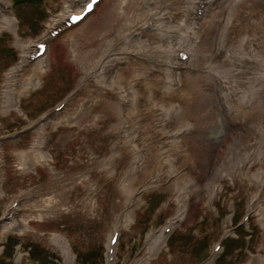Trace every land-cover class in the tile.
<instances>
[{"label":"rangeland","instance_id":"374dc122","mask_svg":"<svg viewBox=\"0 0 264 264\" xmlns=\"http://www.w3.org/2000/svg\"><path fill=\"white\" fill-rule=\"evenodd\" d=\"M80 1L48 0L54 12L48 21L47 30L62 18L67 4L73 2V7H76ZM150 1L104 0L81 26L61 33L59 39L51 44L47 68L39 73L38 88L23 95L18 108L9 113L2 110V92L7 74L21 62L23 54L19 41L24 39L33 45V42L41 41L48 32H42L38 38L21 39L17 34L18 24L16 32H13L7 30L0 21V37H7V46L16 50L19 62L7 71L0 70V239L5 243L10 236H15L20 238L23 245L39 244L55 258L58 257L60 264H65L63 251L53 242V238L60 235L68 239L72 248L81 251L80 253L104 247L107 264L110 235L116 228H120L116 264H142L144 261H149L150 264H193L195 256L202 250L196 251L201 245L199 238L204 236V232H208L205 244L209 245V257L214 258L215 263L223 254V248L220 251H215V248L225 237L234 234L232 219L240 213L239 205H243L241 223L248 228L259 226L260 241L258 240V245L257 242L254 243L257 245L256 249L248 258L243 255L235 260L237 256L233 254L222 264H264V191L256 202L254 211L248 216L249 202L257 193V188L251 190L250 178L261 165L253 164L255 166L245 174L240 170V173H233L231 177L222 180L221 189L213 201L208 200L206 191L214 171L226 162L224 159L228 156L226 153L229 147L241 138L251 140L255 135L254 124L264 118V105H261L264 92L258 94L259 98L249 117L245 119L239 112L233 121L222 107L214 78L205 71H187L182 89L162 95L161 100H180L186 110L184 115L187 116L188 111V116L196 122V127L192 133L184 136V146L170 147L166 146L167 141L155 140L146 147V169L143 173L134 175L129 183L131 192H139L141 201L133 208L132 220L128 221L129 197L122 188V181L132 166L135 153L132 147L123 143L125 135L122 131L116 129L125 122V115L117 108V94L99 86L88 72L82 70V62L77 58L76 50L82 54L94 53L97 49L98 54L92 59L97 61L109 51L106 43L101 40L113 39L116 30L126 22L137 20L139 24L128 29L142 30L145 7ZM152 1L155 2L154 8L158 7L159 3ZM232 3L234 5V0H219L211 15L197 20L202 33L198 52L204 65L209 63L215 48L220 46L222 28L231 17L232 9L229 8ZM185 6L186 0H176L170 12L179 17V12ZM239 6L242 10L228 30V42L225 45L231 50H238L242 39L250 37L255 42L244 45L242 52L250 59L264 61V0H245ZM122 8L124 9L120 15ZM232 8L235 9L233 6ZM117 18L119 20L115 24L118 23L114 26L113 21ZM108 20L112 23L111 27L110 23L105 26ZM153 22L157 25L155 19ZM159 23L165 25L168 20L161 18ZM152 40L155 42L156 38ZM123 41V38L117 37L115 45H120ZM122 68L120 74L123 81L135 80L138 76L145 75L142 86L146 97H150L152 90L163 85L166 75L163 66L138 57ZM31 71L29 69L21 77L25 78ZM62 103L67 104L62 110L56 111ZM54 111L58 115L55 122L61 129L49 141V159L42 160L39 157L40 160L32 169H20L21 160H33L29 152L39 138L40 130L37 125ZM159 115L156 109L148 107L139 115L127 114V117L132 126L143 128V132L150 135L157 129ZM28 128H32V131L13 138V135ZM166 149L169 153L175 150L181 171L171 183L146 188L154 173L174 166L173 160L163 162ZM188 176L196 179L195 188L188 200L184 220L169 237V242L173 239V254L168 255L166 244L163 254L152 258L147 250L148 237L168 226L174 219L179 208L175 194L180 182ZM155 191L160 193H152ZM15 201L19 203L17 208L20 210L17 220L25 225V230L4 235L1 227L3 217ZM217 209L226 213L223 217L226 218L221 223L217 220ZM40 216L42 217L39 219ZM159 216H162L161 219ZM247 216L249 221L245 222ZM203 218L207 222L209 218L212 220L202 225ZM141 220L143 226L151 223L150 227L137 225V221ZM17 250V257H23V264H36L26 261V257L29 258L30 255L25 247L20 246ZM76 254L72 251L74 264H77Z\"/></svg>","mask_w":264,"mask_h":264},{"label":"bare ground","instance_id":"6f19581e","mask_svg":"<svg viewBox=\"0 0 264 264\" xmlns=\"http://www.w3.org/2000/svg\"><path fill=\"white\" fill-rule=\"evenodd\" d=\"M103 1L101 0L98 3L92 14L95 13ZM156 1L159 3L158 7L154 8L155 2L152 0L145 7L146 12L143 18L144 29L129 31L128 28L139 24L137 20H131L116 30L113 39L101 40L106 43V48L109 51L97 61L92 60L98 54L96 52L97 49H95L94 53L84 52L82 54L79 53V50H76L77 58L81 59L80 61L82 62V70L88 72L99 86L117 94L119 97L117 108L125 115V122L118 125L116 129L122 131V134L125 135L123 143L132 147L135 153L132 166L125 173L122 181V188L129 197L130 211H127L128 221L132 220L133 216L131 212L133 208L141 201L137 191L131 192L129 183L134 175L141 174L146 169L148 160L146 147L155 140L167 141L168 145L166 146L170 147L184 146L185 137L189 133H192V130L196 127V122L189 118L188 111L187 116L184 115L186 110L180 100L174 98L161 100L164 93H172L183 88L184 77L187 71H205L214 78V83L219 88V94L222 96L227 114L233 118L239 112L242 113V117L245 119L249 117L252 107L259 98L258 94L264 92V61L250 59L242 52L245 40H249L250 43H254L255 40L245 37L242 39L241 47L238 50H231L225 45L228 42V30H230L237 15L242 10L239 5L245 0H234V5L233 3L230 5L229 9H232L230 12L231 17L225 27V33L220 37L223 45L215 48L214 56L206 65L203 64L202 56L198 52L202 33L199 29L201 25L195 19L198 17L206 18L211 12L213 13L219 0H186L187 6L181 9L179 17L170 12L173 9V2L176 0ZM67 5H69L67 9L73 10L66 19L65 15H62L63 17L51 26V31L54 27H62V21L64 24L71 15L79 14L85 4L83 3L77 9L73 8V2ZM1 12L0 9V21L4 23L6 29L15 32L17 28L15 18L9 14L3 16ZM92 14L86 16L80 23L67 32L82 25ZM161 18L167 19L168 23L165 25L160 24L159 20ZM153 19L156 20L157 25L154 24ZM118 20L119 18L113 21L114 26L118 23L115 24ZM46 21L47 18L45 17L42 23ZM109 23L111 27L112 23L109 20L105 26L109 25ZM51 31L47 34L48 36H45L41 42L36 43L34 46L31 43L19 41L23 56L21 62L7 74L2 92V110L5 113H9L12 109H17L21 97L38 88L40 83L39 73L43 72L48 65L51 42L53 41L50 36ZM117 37L124 39L122 44L115 45ZM152 38H156V41L154 42ZM57 39H59L58 36ZM46 42L50 46L47 48L45 54L35 62L29 61V57L36 52L35 46ZM181 53L185 54L186 60L188 59L184 63L182 62L184 59L179 57ZM136 57L145 59L148 62L152 61L165 68L166 75L163 85L158 87V89L152 90L150 97H146V92L142 86V79L145 78V75L138 76L135 80L130 81H123L121 79L120 72L123 70L122 66ZM29 69L32 71L25 78L21 77ZM222 88H224V91H222ZM261 105H264V101H261ZM148 107L156 109L160 114L157 120V129L151 132L150 135H146L142 130L143 128L132 126L130 124L131 120H128L129 118L127 117V114L139 115L144 108ZM57 117L58 115L56 116L53 112L40 121L39 138L33 149L29 152L33 160H21L20 169L24 171L32 169V166L40 160L39 157L42 160L49 159L47 154L49 141L61 129L55 122ZM254 129L255 135L251 140L248 138H238L239 140L229 147L226 153L228 156L224 159L226 162L214 171V176L210 183H208L206 190L209 195L208 200L213 201L218 194V190L221 189L222 180L231 177L233 173H240V170L245 174L247 170L255 166L253 164L261 165V168L250 178L251 190L257 188V193L250 200L249 214L264 191V118L254 124ZM163 155V162H172L173 160L174 166H168L166 169L154 173L151 183L146 185V188L147 186L171 183L181 171V168L178 167L179 160L176 157L177 153L175 150L169 153V150L166 149ZM1 161L2 159L0 158V164H2ZM1 180L0 174V185L2 183ZM195 181L196 179L188 176L180 182L175 194L179 208L174 219L170 222V228L175 229L176 223L182 220L188 211V200L194 193ZM41 217L38 218L40 219ZM1 227H3L4 235L25 230L23 223L17 224L13 221L3 222ZM114 232L115 230L110 235L108 246H110ZM167 239L168 235L164 230L149 235L147 250L150 257H154L162 251ZM61 240L63 245L60 246L58 243ZM53 242L61 248L65 258H71L66 261V264H73V258L71 257L67 241L56 235L53 238ZM142 264H150V262L144 261Z\"/></svg>","mask_w":264,"mask_h":264},{"label":"trees","instance_id":"16d2710c","mask_svg":"<svg viewBox=\"0 0 264 264\" xmlns=\"http://www.w3.org/2000/svg\"><path fill=\"white\" fill-rule=\"evenodd\" d=\"M16 3V15L20 21V29H27L24 36L38 37L42 33V22L46 17V14L41 6L39 0H14ZM17 62L16 52L7 46V37L0 40V70L4 71L8 69L11 65ZM64 70H60L61 72ZM179 234H177V239ZM201 243V242H200ZM206 242H202L197 250H201ZM20 245V241L17 238L11 237L7 244V249L3 256L0 257V264H14L16 247ZM25 249L29 252L30 261L36 264H56L54 262V255L47 252L39 244L29 243L23 245ZM239 245L233 246V248H238ZM230 251L232 246L228 244ZM78 251V263L80 264H104L105 262V248L100 247L95 250H89L87 252Z\"/></svg>","mask_w":264,"mask_h":264}]
</instances>
